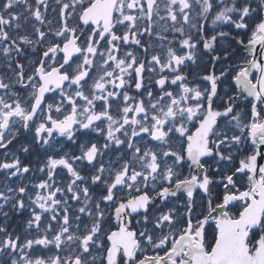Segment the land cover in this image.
<instances>
[{"label":"snow or ice","instance_id":"1","mask_svg":"<svg viewBox=\"0 0 264 264\" xmlns=\"http://www.w3.org/2000/svg\"><path fill=\"white\" fill-rule=\"evenodd\" d=\"M0 150V264H264V0H0Z\"/></svg>","mask_w":264,"mask_h":264},{"label":"flooded vegetation","instance_id":"2","mask_svg":"<svg viewBox=\"0 0 264 264\" xmlns=\"http://www.w3.org/2000/svg\"><path fill=\"white\" fill-rule=\"evenodd\" d=\"M54 15V14H53ZM243 55H245V53H243V50H241V53H238V57H234V59H242ZM221 65H217V71L220 69ZM199 76V70L196 69L195 67H193L192 69V74L189 75V80L192 82L193 86H195V84H200L201 87H205L207 86V82H201L198 78ZM234 88V86H233ZM223 90V85H221V91ZM248 103V100L246 98H244L243 96L240 97L239 101H238V108L237 110H240L244 105H246ZM194 130V129H193ZM66 150H70V149H66ZM2 151V150H0ZM39 152H42V150L37 149L35 150L31 155L28 154H24V153H20L21 159L24 163H29L31 162L33 165L38 167L39 162L41 161V156L38 155ZM262 163H264V161H261ZM40 176V174L38 172H36L35 174L32 175V180L33 181H37L38 177ZM17 178H13V180L15 181ZM3 180V176L2 174H0V182H2ZM29 214L28 212L25 210V212L23 213V215H18V214H13L12 218L8 221V226H9V230H15L18 233H20V228L19 226H17L14 221L16 219H22V218H28ZM3 222V217H0V223ZM14 223V225H13ZM21 234V233H20Z\"/></svg>","mask_w":264,"mask_h":264},{"label":"rangeland","instance_id":"3","mask_svg":"<svg viewBox=\"0 0 264 264\" xmlns=\"http://www.w3.org/2000/svg\"><path fill=\"white\" fill-rule=\"evenodd\" d=\"M26 220H27V218H25L24 220H20V219H16L15 221H14V223L17 225V226H20V233H21V235L22 236H24L26 233H24V231H23V228H24V225H25V223H26ZM14 223H13V225H14Z\"/></svg>","mask_w":264,"mask_h":264}]
</instances>
